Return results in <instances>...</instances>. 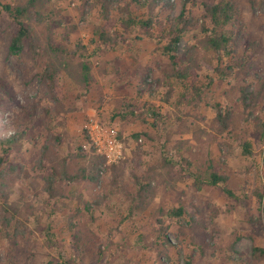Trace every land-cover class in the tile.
Here are the masks:
<instances>
[{"label":"rangeland","instance_id":"1","mask_svg":"<svg viewBox=\"0 0 264 264\" xmlns=\"http://www.w3.org/2000/svg\"><path fill=\"white\" fill-rule=\"evenodd\" d=\"M89 1L39 0L26 19L46 53L63 66L69 111L52 124L40 68L26 54L9 53L12 19L0 7V141L30 121L35 134L32 143L22 144L11 156L21 171L0 177L28 226L13 242L0 231L2 264L11 259L18 264H56L60 254L71 264H184L187 253L196 264H264L252 259L253 248L264 247V230L254 222L264 216L257 211L255 194L264 186L259 121L264 120V0H206L234 4L227 28L254 42L248 56L243 46H235L234 55L219 60L202 32L205 19L183 34L178 52L194 47L200 96L172 75L162 44L138 28L122 31L124 39L103 43L95 34L102 24L101 9ZM175 4L165 13L171 18L181 12L180 0ZM198 9L202 17L203 5ZM147 14V9L137 12L141 18ZM49 38L62 52L51 50ZM233 63V71H217ZM85 65L90 68L87 82ZM243 90L261 92L257 107H244ZM151 105L159 117L153 116ZM219 105L234 113L231 134L220 132ZM52 133L61 136L57 150L72 170L95 171L92 146L106 158L97 181H67L58 196L50 197L36 166L44 145L55 143ZM136 134L143 135L136 139ZM242 141L252 143L253 156L244 154ZM81 146L85 157L79 156ZM110 147L115 153L111 158ZM210 166L228 177L227 186L237 198L197 181L207 176ZM143 173L149 188L140 196L135 176ZM179 207L189 213L184 219L167 215ZM49 233L61 249L50 244Z\"/></svg>","mask_w":264,"mask_h":264},{"label":"trees","instance_id":"2","mask_svg":"<svg viewBox=\"0 0 264 264\" xmlns=\"http://www.w3.org/2000/svg\"><path fill=\"white\" fill-rule=\"evenodd\" d=\"M39 0H29L25 4H1L0 7L12 19L11 27L13 30L11 42L9 44V53L15 56L28 55L38 65V78L44 84L50 100V106L46 109L47 119L52 124L55 120H62V113H67L69 109L65 107V90L61 81V73L63 66L55 61L46 53L42 39L33 34L26 19L29 18L31 9L36 7ZM86 4L89 0H83ZM181 12L177 17L171 18L166 15V11L173 10L176 6L175 0H95L93 7L98 6L101 9L102 24L97 27L95 34L99 36L103 43H109L113 37L124 39L122 31H129L138 28L141 33L151 38H156L161 44L164 56L168 59L171 67L172 75L178 79L187 82L188 88H193L195 94L200 96L202 89L198 85L200 77L194 67L192 52L194 47H187V51L179 54V45L182 41L183 34L192 30L200 23L201 19H205L202 32L207 36L209 45L218 55L219 60L223 57H231L236 52L234 47H244V54L254 47V42L247 35H236L228 30L227 26L234 18V4L232 2H217L210 4L206 0H180ZM199 5H203L205 14L199 16ZM147 9L146 17L137 16V12ZM118 28L122 29L121 31ZM51 50L54 52H62L58 47H53L51 38L48 40ZM234 63L227 65L226 68H218L217 71L224 75L228 71L234 70ZM84 79L87 82L90 79V68L85 65ZM0 86L4 87L0 79ZM261 92H244L240 97L245 108H255L260 102ZM170 97V96H169ZM168 97V98H169ZM167 98V99H168ZM154 105L150 110L155 117H159ZM264 111V106L262 107ZM220 109V105H219ZM35 114V113H34ZM216 121L219 124L222 134H231L234 122V113L229 111L218 110ZM263 127L262 139H264V120L260 119ZM31 121L22 129H18L16 134L12 135L6 141H0V177L2 180L8 174H15L21 171L16 163L11 161L12 154L20 149L25 143H32L35 138L34 130L30 125ZM53 134V133H52ZM143 134H136V139H140ZM55 143L50 146L45 144L42 154L37 162V172L44 183V190L54 198L60 193V186L65 182H78L81 178L89 179L91 182L97 181L99 166L106 164V158L96 153V148L91 147L92 153L96 154L95 171L87 173L83 169H71L67 158L60 156L58 148L61 143V136L54 135ZM89 138L87 139V141ZM243 152L247 156H253L252 143L250 141H242ZM88 153L84 146L80 147L79 156L85 157ZM207 176L203 179H197L201 184L220 187L222 191L229 197L237 198V195L227 186L228 177L219 174L213 166H210ZM135 176V175H134ZM142 178V179H141ZM136 183L140 187V196L142 192L149 188L144 184L146 175L135 176ZM8 186L5 183L0 184V231H5L8 239L13 242L19 236L25 234L27 225L19 218L17 209L10 202V194ZM258 208L257 211L261 215L264 211V186L256 191ZM189 214L183 207L171 209L167 215L171 218L184 219ZM254 221V217H252ZM256 225L261 226L264 230V216H260ZM49 242L51 245L61 249V243L54 234L49 233ZM166 242H168L166 240ZM101 253H103L100 250ZM100 253V254H101ZM252 259L256 262L264 260V247L255 246L252 252ZM242 262H247L246 257H240ZM0 264L1 247H0ZM9 264H18L16 260L11 259ZM56 264H71L65 260L61 254ZM184 264H196L193 256L189 253L185 254Z\"/></svg>","mask_w":264,"mask_h":264},{"label":"built area","instance_id":"3","mask_svg":"<svg viewBox=\"0 0 264 264\" xmlns=\"http://www.w3.org/2000/svg\"><path fill=\"white\" fill-rule=\"evenodd\" d=\"M110 151H111L112 153H109V154H108V152H107V155L111 158L112 156L115 155V153H114V147H110Z\"/></svg>","mask_w":264,"mask_h":264}]
</instances>
